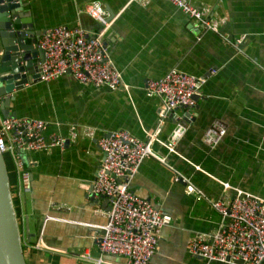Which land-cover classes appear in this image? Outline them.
I'll return each mask as SVG.
<instances>
[{
    "label": "crops",
    "instance_id": "obj_1",
    "mask_svg": "<svg viewBox=\"0 0 264 264\" xmlns=\"http://www.w3.org/2000/svg\"><path fill=\"white\" fill-rule=\"evenodd\" d=\"M186 1L204 19L217 23L218 32L198 28L196 20L167 0L24 4L20 16L32 21L39 35L58 26H81L93 34L99 24L86 9L94 2L103 4L108 19L117 17L106 42L122 76L117 90L83 85L67 74L50 83H29L12 95L15 101L7 110L44 120L47 140L70 138L72 127L78 133L63 148L25 154L33 182L25 203L18 196L19 174L12 172L15 205L26 228L28 264H127L126 258L99 249L109 204L91 194L104 158L98 139L124 130L146 140L147 132L158 125L163 105L147 92L146 84L172 69L201 78L204 85L191 119L185 120L186 110H176L152 144L153 153L167 165L148 158L131 182L136 195L173 220L163 229L149 264H208L190 254L189 244L197 235L210 237L218 230L221 217L210 201L233 197L234 190L226 185L264 199V0ZM215 119L227 124L228 133L218 146L209 147L203 136ZM88 128L95 131L94 138L87 136ZM176 131L181 137L171 148ZM179 175L204 196L189 192Z\"/></svg>",
    "mask_w": 264,
    "mask_h": 264
},
{
    "label": "built area",
    "instance_id": "obj_2",
    "mask_svg": "<svg viewBox=\"0 0 264 264\" xmlns=\"http://www.w3.org/2000/svg\"><path fill=\"white\" fill-rule=\"evenodd\" d=\"M167 1L196 20L198 28L218 32V24L204 19L203 13L188 1ZM20 2L22 0L13 3ZM86 13L98 22L97 32L89 34L81 26H58L47 30L40 37L37 47L45 52V60L37 65L39 81L50 83L71 74L83 85L117 90L122 87V76L112 62L106 42L107 33L117 17L108 19L104 5L99 2L90 4ZM4 56L3 46L0 48V60L3 61ZM212 74H216V71L213 70ZM20 75L26 76L28 72L23 71ZM203 85V79L178 69L170 70L161 79L149 80L146 84L147 92L161 98L163 105L158 125L147 132L146 140H140L124 130L111 132L98 139L104 158L92 183L91 194L95 199L107 200L109 204L107 223L98 239L102 254L124 257L127 264H149L156 254L161 233L172 223V216L157 209L149 199L136 195L131 182L148 158L158 159L167 165L153 153L152 144L158 139L163 123L176 110L183 109L193 114ZM15 91L19 90H14L8 96L13 97ZM3 101L4 96L0 95V151L4 157L6 154L12 157V170L20 178L18 196L23 200L31 194L33 182L22 154L63 148L77 139V127L71 128L68 139L52 136L47 140V123L44 120L18 117L15 114L12 116L11 112L5 117ZM85 132L87 136L95 137L94 130L88 128ZM227 133V124L221 119H215L205 131L203 142L209 147H216ZM179 137L181 132L176 131L169 147L172 148ZM179 176L187 182L189 192H198L204 196L189 180ZM226 189L234 190V196L225 201H210L221 217L218 230L210 237L197 235L192 238L190 254L208 264H264V199L229 185H226ZM83 257L88 261L101 262V259H93L91 256Z\"/></svg>",
    "mask_w": 264,
    "mask_h": 264
},
{
    "label": "water",
    "instance_id": "obj_3",
    "mask_svg": "<svg viewBox=\"0 0 264 264\" xmlns=\"http://www.w3.org/2000/svg\"><path fill=\"white\" fill-rule=\"evenodd\" d=\"M13 2L15 0H0V38L5 49L0 70V95L4 96L2 111L5 117L10 115L7 109L15 101L14 97L8 95L14 90L23 89L30 82H38L40 75L37 65L45 60V52L37 47V42L44 33L39 35L34 32L32 21H27L25 17L20 16L28 0H22L19 4ZM24 63L25 66H23ZM23 71H27L28 75H20ZM191 116V112H187L185 120ZM25 156L23 153L22 157L25 158L26 163ZM0 264H28L23 249L22 233L13 200L9 171L1 151Z\"/></svg>",
    "mask_w": 264,
    "mask_h": 264
},
{
    "label": "trees",
    "instance_id": "obj_4",
    "mask_svg": "<svg viewBox=\"0 0 264 264\" xmlns=\"http://www.w3.org/2000/svg\"><path fill=\"white\" fill-rule=\"evenodd\" d=\"M6 160V159H5ZM6 164H7V162H6ZM7 168H8V171H9V176H10V180H11V186H12V195H15V191H14V187H13V180H12V171L9 169V167H8V164H7ZM14 197V196H13ZM14 204H15V197H14ZM15 209H16V212H17V206L15 205ZM17 216H18V220H19V224H20V218H19V214H18V212H17ZM20 229H21V227H20ZM21 233H22V231H21ZM22 239H23V249H24V253H25V250H26V242H25V236L22 234ZM26 258V257H25ZM27 261V260H26Z\"/></svg>",
    "mask_w": 264,
    "mask_h": 264
},
{
    "label": "rangeland",
    "instance_id": "obj_5",
    "mask_svg": "<svg viewBox=\"0 0 264 264\" xmlns=\"http://www.w3.org/2000/svg\"><path fill=\"white\" fill-rule=\"evenodd\" d=\"M1 42V41H0ZM0 47H1V43H0ZM5 158H6V162L8 164V167L9 169L13 172L12 170V166H13V160H12V157L10 154H6L5 155ZM27 198V197H26ZM25 198V199H26ZM25 199H23V202L25 203ZM20 227H21V231H22V234L24 235V232L26 233V228L24 227L22 221H20Z\"/></svg>",
    "mask_w": 264,
    "mask_h": 264
},
{
    "label": "bare ground",
    "instance_id": "obj_6",
    "mask_svg": "<svg viewBox=\"0 0 264 264\" xmlns=\"http://www.w3.org/2000/svg\"><path fill=\"white\" fill-rule=\"evenodd\" d=\"M22 159H23V157H22Z\"/></svg>",
    "mask_w": 264,
    "mask_h": 264
}]
</instances>
